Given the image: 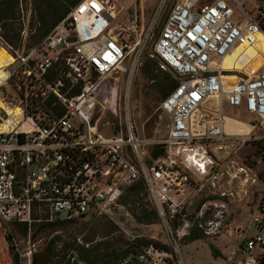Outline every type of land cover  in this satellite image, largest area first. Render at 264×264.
I'll list each match as a JSON object with an SVG mask.
<instances>
[{"label": "built area", "instance_id": "built-area-1", "mask_svg": "<svg viewBox=\"0 0 264 264\" xmlns=\"http://www.w3.org/2000/svg\"><path fill=\"white\" fill-rule=\"evenodd\" d=\"M135 1L134 16L118 25L119 0H81L42 42L0 68L2 220H77L118 204L126 186L141 181L172 233L168 220L183 214L193 193L218 190L226 177L260 183L238 160L253 141L264 143L256 133L264 127V54L245 56L264 36V0ZM0 44L10 51L1 37ZM146 56L178 80L160 106L170 123L165 140L154 142L164 149L156 160L135 133L128 101ZM115 69L128 76L124 107L118 104L124 123L100 125L107 106L99 87ZM51 97L57 109L47 106ZM227 108L253 115L252 130L228 131ZM199 227L205 236L220 232L213 222ZM242 239L245 258L231 264H259L253 252L264 254V188ZM171 256L152 243L140 247L138 260L172 264Z\"/></svg>", "mask_w": 264, "mask_h": 264}, {"label": "rangeland", "instance_id": "rangeland-1", "mask_svg": "<svg viewBox=\"0 0 264 264\" xmlns=\"http://www.w3.org/2000/svg\"><path fill=\"white\" fill-rule=\"evenodd\" d=\"M22 1V0H21ZM28 2L31 0H27ZM172 3L175 0H171ZM123 11L118 15L117 24L120 25L134 16L136 1L119 0ZM153 4L146 10V19L152 12ZM24 24L21 26L24 44L31 43V37L38 27L37 23L32 24L33 15L31 10L26 12ZM1 34V32H0ZM1 46V44H0ZM260 55L264 54V39L260 36L255 45V50L246 53L247 59L252 58L255 51ZM239 52L236 58L240 55ZM14 57L11 51L0 47V67L11 63ZM261 57V56H259ZM243 59H239L238 70L247 72ZM254 66L258 68L259 60ZM153 65L151 74L147 75V66ZM158 57L146 56L143 65L137 70L129 96L130 111L133 118L135 133L139 140L148 142L149 153L158 143L165 140L168 134L169 116L164 113L160 106L165 100L164 94L169 93L178 83L171 71L165 69ZM125 69L128 70L126 64ZM127 74L116 72L111 78L113 86V102L116 115L108 112L105 119L111 122L124 123L119 115V101L124 107V97L127 90ZM231 118L242 119L244 122H251L252 116L242 111H226ZM243 115V117H242ZM233 128H249L235 120L230 119L229 130ZM247 132V130L243 131ZM257 134L264 133L262 130ZM107 136H112V130H105ZM239 162L250 166L251 175L258 177L260 183L257 185H246L240 180L231 182L226 177L218 190H206L195 196L193 193L182 215L169 219V227L172 233L168 232V225L156 214L144 187L136 192H124L120 202L116 205H108L101 213H95L70 222H55V227L46 226L48 221L42 220L36 224L32 223L28 229L17 222H7L0 218V264H78L74 251L77 244H84L86 239L92 238L93 245L98 242L121 238L124 242L143 238L156 242L160 248L168 251L172 256L169 258L172 264H231L243 260L245 256L240 252L243 247V235L248 229L252 212L259 200L263 190L264 182V143L255 140L249 144L241 154ZM127 187V186H126ZM223 197L219 194H225ZM136 202L142 207L137 209ZM217 210L222 214L216 218ZM150 214L152 223H141L138 218ZM147 220V219H145ZM210 222L220 227L218 235L205 236L199 225L209 226ZM51 223V222H50ZM200 236L201 239L191 241V238ZM177 240V250L174 248L173 239ZM67 246L65 249L63 246ZM89 245H92L89 244ZM124 248L127 245H123ZM212 248L218 251L214 254ZM15 255L19 256L16 263ZM258 255L260 262L264 258L259 250L253 252ZM73 256H75L73 258ZM107 260V258H106ZM97 264H104L98 261ZM121 264H143L137 259L130 258Z\"/></svg>", "mask_w": 264, "mask_h": 264}, {"label": "trees", "instance_id": "trees-1", "mask_svg": "<svg viewBox=\"0 0 264 264\" xmlns=\"http://www.w3.org/2000/svg\"><path fill=\"white\" fill-rule=\"evenodd\" d=\"M80 1L81 0H31L28 2L27 0H0V37L11 47L10 51L12 55L17 56V52L27 54L28 51L42 42L50 34V32L71 12V9L74 8ZM24 6L26 12L29 10L32 12L33 19L31 23L38 24L35 34L31 37V43L26 45L24 44L21 28L26 17ZM12 61L13 57L11 59V62ZM152 68L153 65L147 66V75L151 74ZM172 74L175 76L173 72ZM177 84L178 83L174 82V86L172 87L171 91L177 86ZM171 91L169 93H165L164 98H166L171 93ZM53 100L54 98L51 97L47 106L54 110L57 109V107L52 106ZM151 151L152 152L149 153L150 159L156 160L164 155V149L157 145L153 147ZM142 187L145 188L143 182L139 181L127 186L126 189L129 192H136ZM135 206L137 209L142 207L140 202H136ZM155 214L157 215L156 211ZM151 217L152 216L148 214L142 218H138V221L141 223H152V221H150ZM56 222L65 221L58 219ZM36 223L38 222H34V224ZM18 224L24 225L26 229L29 227V225L26 223ZM46 226L53 228L55 227V222H49L46 224ZM197 239H201V237H193L191 238V241ZM93 242L94 240L89 238L84 241V244L76 245L74 255L77 257L75 259V256H73V258L74 260H77L78 264H97L98 261H101L104 264H121L130 258L138 260L141 246L152 243L159 246L156 242L148 241L143 238L130 242H124L121 238L112 237L111 240L98 242L94 245ZM91 243L92 245H89ZM123 245H127V247L124 248ZM63 247L67 249V246L64 245ZM212 250L214 254L218 255V251L215 248H212ZM15 261L16 263L19 262L18 255H15Z\"/></svg>", "mask_w": 264, "mask_h": 264}, {"label": "bare ground", "instance_id": "bare-ground-1", "mask_svg": "<svg viewBox=\"0 0 264 264\" xmlns=\"http://www.w3.org/2000/svg\"><path fill=\"white\" fill-rule=\"evenodd\" d=\"M260 37H261L262 39H264V36H263V35H260ZM239 52H240V51H237L233 56L229 57L227 61H228V62H232V61L236 58V56H237V54H238ZM118 71H120V70H119V69H115L114 71L110 72V73L108 74V76L105 78V80H103V82L100 84V87H99V90H100V92H99V98H100V100L103 101V103L107 106V109L105 110L103 116L101 117L100 125L103 124L104 121H105V122L108 121V119H105L106 114H107L109 111L112 112V111L114 110V108H115V104H116V103H114V102H113V99H112V98H113V86H112V83H111V78H112L113 75H114L116 72H118ZM229 121H230V119H227L228 130H229ZM235 121H236V120H235ZM236 122H237V121H236ZM238 123H241V122H238ZM250 128H251V127H250ZM235 130L238 131L237 128H233L231 131H235ZM248 132H249V131H247V132H242V133H248Z\"/></svg>", "mask_w": 264, "mask_h": 264}, {"label": "crops", "instance_id": "crops-1", "mask_svg": "<svg viewBox=\"0 0 264 264\" xmlns=\"http://www.w3.org/2000/svg\"><path fill=\"white\" fill-rule=\"evenodd\" d=\"M231 111V112H234V110H232V109H230V108H227L226 109V111ZM243 112V111H242ZM226 113V112H225ZM244 114H246L245 112H243ZM226 115H227V113H226ZM247 115H249V114H247ZM249 116H252V121L251 122H244V121H242V119H237V118H231V117H229L228 115H227V119H232V120H236V121H240L241 122V124L242 125H244V126H248L249 128H244V129H240V128H238V131H240V132H243V131H245V130H247V131H251L252 130V127H251V124H252V122L253 121H255L256 120V118L253 116V115H249ZM242 117H243V115H242ZM251 127V128H250ZM227 130H228V123H227ZM228 131H231V130H228ZM237 131V130H236Z\"/></svg>", "mask_w": 264, "mask_h": 264}, {"label": "water", "instance_id": "water-1", "mask_svg": "<svg viewBox=\"0 0 264 264\" xmlns=\"http://www.w3.org/2000/svg\"><path fill=\"white\" fill-rule=\"evenodd\" d=\"M259 264H264V258L261 260V262Z\"/></svg>", "mask_w": 264, "mask_h": 264}]
</instances>
